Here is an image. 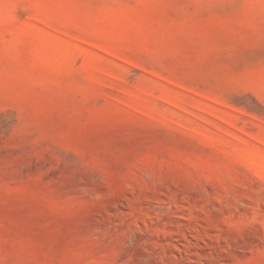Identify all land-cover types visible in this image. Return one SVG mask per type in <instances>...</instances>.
Masks as SVG:
<instances>
[{"label": "rangeland", "instance_id": "1", "mask_svg": "<svg viewBox=\"0 0 264 264\" xmlns=\"http://www.w3.org/2000/svg\"><path fill=\"white\" fill-rule=\"evenodd\" d=\"M0 264H264V0H0Z\"/></svg>", "mask_w": 264, "mask_h": 264}]
</instances>
